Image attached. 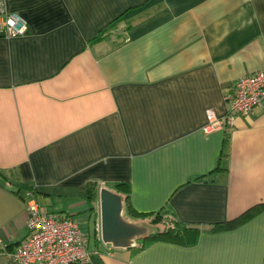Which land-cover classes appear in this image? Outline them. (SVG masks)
I'll return each mask as SVG.
<instances>
[{"label": "crops", "instance_id": "crops-1", "mask_svg": "<svg viewBox=\"0 0 264 264\" xmlns=\"http://www.w3.org/2000/svg\"><path fill=\"white\" fill-rule=\"evenodd\" d=\"M5 3L27 29L0 35V264L30 200L80 223L90 264H264V99L232 130H204L264 68V0ZM101 188L147 228L136 214L170 206L195 243L92 237Z\"/></svg>", "mask_w": 264, "mask_h": 264}, {"label": "built area", "instance_id": "built-area-1", "mask_svg": "<svg viewBox=\"0 0 264 264\" xmlns=\"http://www.w3.org/2000/svg\"><path fill=\"white\" fill-rule=\"evenodd\" d=\"M27 29L26 21L9 11L0 0V35L19 36ZM264 99V68L239 78L228 94L229 107L224 117L207 111L205 131L219 128L232 130L239 117H248ZM27 235L20 244L6 252L13 264H90V251L80 223L62 212H50L36 200L26 203ZM95 234L100 239V222H95ZM101 240V239H100Z\"/></svg>", "mask_w": 264, "mask_h": 264}, {"label": "water", "instance_id": "water-1", "mask_svg": "<svg viewBox=\"0 0 264 264\" xmlns=\"http://www.w3.org/2000/svg\"><path fill=\"white\" fill-rule=\"evenodd\" d=\"M100 239L113 248H130L137 238L143 237L150 229L130 222L123 216L122 197L106 188L98 195Z\"/></svg>", "mask_w": 264, "mask_h": 264}, {"label": "trees", "instance_id": "trees-1", "mask_svg": "<svg viewBox=\"0 0 264 264\" xmlns=\"http://www.w3.org/2000/svg\"><path fill=\"white\" fill-rule=\"evenodd\" d=\"M108 30L109 29L103 30L100 36L94 38V41L100 38H103V35L107 33ZM115 186L120 189L128 188V185L125 183L116 184ZM119 195L122 197V202H123V196L121 194ZM128 208L131 210L130 207ZM252 211L253 210L246 212L240 218L236 219L235 222H239L243 219L249 218L252 215ZM136 215H139L145 218L146 220L152 217V220L150 223L152 224L157 223L160 226L162 225V229L160 228L158 229L156 227L149 225L148 227L150 229V232L147 235L137 238L134 241L135 244L132 247H136V249H140L156 240H168L171 242L182 243L184 245H192L196 241L198 230L196 228L189 227L186 224L180 222L176 218V215L170 206L163 207L156 212L138 213ZM163 217H167V218L163 219Z\"/></svg>", "mask_w": 264, "mask_h": 264}, {"label": "rangeland", "instance_id": "rangeland-1", "mask_svg": "<svg viewBox=\"0 0 264 264\" xmlns=\"http://www.w3.org/2000/svg\"><path fill=\"white\" fill-rule=\"evenodd\" d=\"M54 208V207H53ZM53 208H51V209H53ZM164 218H167V217H163V219ZM151 220H152V217L151 218H148L147 220H146V223H147V225L149 226H153V227H156V228H160V229H162V225L160 226V225H158L157 223H150L151 222ZM162 220V219H161ZM160 224V223H159ZM93 222H90V233H91V236H92V232H93ZM93 237V236H92ZM92 242V238H91V241H90V244H92L91 243Z\"/></svg>", "mask_w": 264, "mask_h": 264}]
</instances>
